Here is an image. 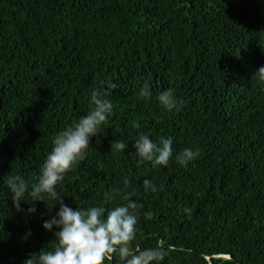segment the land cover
<instances>
[{"label":"trees","instance_id":"16d2710c","mask_svg":"<svg viewBox=\"0 0 264 264\" xmlns=\"http://www.w3.org/2000/svg\"><path fill=\"white\" fill-rule=\"evenodd\" d=\"M261 66L264 0H0V177L30 188L56 133L115 83L113 114L58 197L111 209L131 194L142 205L131 247L162 250L159 264H264ZM168 89L179 110L159 104ZM144 134L173 139L167 167L138 163L132 145ZM185 148L200 153L186 167L176 159ZM35 207L17 213L0 185V264L54 246L41 225L56 209Z\"/></svg>","mask_w":264,"mask_h":264},{"label":"clouds","instance_id":"9594fccd","mask_svg":"<svg viewBox=\"0 0 264 264\" xmlns=\"http://www.w3.org/2000/svg\"><path fill=\"white\" fill-rule=\"evenodd\" d=\"M255 73L264 79V66ZM115 83H107L101 91H94L90 99L88 112L75 123L68 125L56 133L52 139L51 150L46 155L36 182L28 183L19 174H8L0 177V185L6 189L12 207L26 215L35 214L37 202L45 207L49 204L55 214L49 213L41 227L52 233L55 244L51 250H40L31 254L23 264H105L113 256L119 257L121 264H159L165 253L160 249H132L136 238L138 215L136 210L142 205L131 199V194L123 195L125 203L111 209L105 206H88L76 208L65 204L58 197L57 185L65 175L72 171L87 155L90 143L97 137L103 125L113 114L114 104L109 98ZM140 98L150 97L151 91L145 86L138 93ZM157 100L168 111L179 110V101L173 90L161 92ZM173 139L161 137L158 142L152 141L147 134L139 136L132 147L138 157V163H148L152 168L167 167L173 157ZM127 145L123 141H112L111 150L124 151ZM199 150L185 148L176 159L181 166H187L199 157ZM125 183L127 181L125 180ZM145 192L155 193L158 189L152 181H143ZM118 193L119 190H113ZM113 193L109 194V199ZM31 198V204L26 200ZM22 204L28 205L26 209ZM31 236L28 230L25 239Z\"/></svg>","mask_w":264,"mask_h":264}]
</instances>
